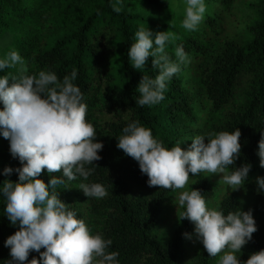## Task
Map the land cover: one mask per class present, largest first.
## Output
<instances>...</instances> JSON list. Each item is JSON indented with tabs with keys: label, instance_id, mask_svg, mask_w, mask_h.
Returning a JSON list of instances; mask_svg holds the SVG:
<instances>
[{
	"label": "trees",
	"instance_id": "1",
	"mask_svg": "<svg viewBox=\"0 0 264 264\" xmlns=\"http://www.w3.org/2000/svg\"><path fill=\"white\" fill-rule=\"evenodd\" d=\"M205 4L198 28L187 31L181 27L182 0H123L120 13L112 10L109 0H0V58L16 50L30 74L51 70L62 78L77 70L73 83L84 95L85 119L103 144L101 158L95 166L89 165L94 171L84 182L102 183L107 195L87 198L77 178L60 186L58 197L93 233L111 239L108 250L118 252L120 264H211L215 257L201 242L194 253L185 251L189 237L195 236L194 225L179 215L169 225L168 239L160 240L163 210L178 190L149 187L137 161L116 147V136L130 120L151 129L166 146L183 139L180 146L185 149L196 134L239 128L241 150L234 163L251 164L250 179L243 186L253 197L250 209L256 231L237 253L238 259L264 249V193L256 190L255 183L257 175L264 176L256 154L264 130V0H205ZM138 26L172 33L168 55L175 59L174 49L182 45L190 57L167 82L164 99L153 106L135 104L144 71L150 76L158 71L151 57L143 71L129 63L127 50ZM9 73L16 74V68L0 70V75ZM5 165L16 168L20 162L11 156L8 140L0 136V181L17 180L15 171L7 177L3 174ZM59 174L42 170L40 178L47 183L50 175ZM189 180L185 189H198L206 199L211 180L203 175ZM238 203L233 193L216 207L227 213ZM4 206L0 196V264L9 258L4 240L16 230L3 215ZM33 256L39 259L35 251L27 259Z\"/></svg>",
	"mask_w": 264,
	"mask_h": 264
},
{
	"label": "clouds",
	"instance_id": "2",
	"mask_svg": "<svg viewBox=\"0 0 264 264\" xmlns=\"http://www.w3.org/2000/svg\"><path fill=\"white\" fill-rule=\"evenodd\" d=\"M184 17L181 27L195 31L204 18L205 0H182ZM115 13L122 11L123 0H109ZM99 14V12H97ZM172 33L153 32L138 26L133 33L127 56L132 68L144 70L151 57L154 76H141L135 104L153 106L164 99L167 82L179 73L190 57L182 45L174 49L172 59L167 44ZM16 68V74L0 75V136L9 142V152L20 162L13 168L5 165L7 177L13 171L18 179L0 181V196L4 198L3 212L16 230L4 240L9 258L4 264H120L117 251H109L111 239L93 233L69 204L58 197L57 189L66 181L80 178L78 188L89 198L107 195L102 183L84 182L93 173L94 161L99 160L103 144L96 139L97 131L85 119L87 105L78 85L73 83L77 70L58 78L51 70L30 74L23 57L10 50L0 58V70ZM240 129L196 134L185 149L177 140L170 147L154 137L151 129L137 120H130L116 136V147L137 161L140 172L146 174L149 187L180 190L176 209L180 219H188L193 232L209 256H217V264H264V249L252 252L246 260L238 259L241 248L252 238L256 224L252 210L224 212L210 206L200 190H186L189 176L200 173H222L219 182L228 190L241 188L250 179V163L235 166L240 155ZM256 154L264 168V130L260 132ZM229 166H232L229 169ZM51 174L47 183L41 171ZM191 174V175H190ZM195 183V181L193 182ZM192 183V184H193ZM256 190L264 193V176L255 177ZM66 188V187H65ZM186 237L191 234L184 233ZM43 248V251H41ZM30 251L39 259L27 257Z\"/></svg>",
	"mask_w": 264,
	"mask_h": 264
},
{
	"label": "rangeland",
	"instance_id": "3",
	"mask_svg": "<svg viewBox=\"0 0 264 264\" xmlns=\"http://www.w3.org/2000/svg\"><path fill=\"white\" fill-rule=\"evenodd\" d=\"M200 176H206L208 177L211 182L213 183V187L205 199L206 202L210 206H217L218 202L226 195L229 194H236L239 199L238 207L242 210H248L251 208V205L253 204V197L248 193L247 189L242 186L241 188H238L236 190H228L226 186H224L222 183L219 182V178L222 175V173H200ZM192 180L188 181V184H190ZM186 184V186L188 185ZM188 190V189H186ZM178 190L174 196L166 203L165 208L163 210L162 214V220L160 223L159 233H160V240L162 242H165L170 233V226L174 221H176V218L179 215V212L181 211V208L177 207L176 209V196L178 195ZM199 240L196 239V236L189 237L188 242L185 245V251L187 253H194L196 251V247L199 244ZM244 246V245H243ZM242 246V247H243ZM220 254H217V256L214 257V260L211 262V264H217V260L219 258Z\"/></svg>",
	"mask_w": 264,
	"mask_h": 264
}]
</instances>
